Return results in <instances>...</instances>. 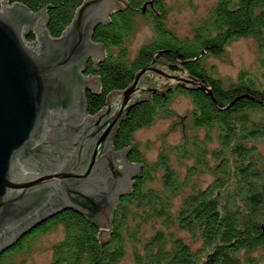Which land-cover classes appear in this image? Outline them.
<instances>
[{"label": "trees", "instance_id": "obj_1", "mask_svg": "<svg viewBox=\"0 0 264 264\" xmlns=\"http://www.w3.org/2000/svg\"><path fill=\"white\" fill-rule=\"evenodd\" d=\"M85 1L8 0L33 11L46 8L52 36L65 31ZM170 11L168 0H123L97 25L93 38L105 49L86 69L99 80L96 91L86 92L89 114L151 63L187 72L212 93L184 83L150 92L120 123L114 146L129 148L128 160L142 167L133 192L116 206L110 230L69 208L0 253V264H27L39 239L57 231L63 237L52 243L46 264H264V71L243 69L232 79L208 65L240 37H251L264 51V0H217L190 36L169 26ZM143 24L153 35L134 52ZM35 38V31L27 36ZM177 95L193 103L181 140L169 142L166 132L150 159L136 131L159 119L174 120L169 130L178 127Z\"/></svg>", "mask_w": 264, "mask_h": 264}, {"label": "water", "instance_id": "obj_2", "mask_svg": "<svg viewBox=\"0 0 264 264\" xmlns=\"http://www.w3.org/2000/svg\"><path fill=\"white\" fill-rule=\"evenodd\" d=\"M122 4L86 0L65 31L52 36L46 8L0 0V253L69 208L110 230L142 167L128 160L129 148L116 151L120 123L150 92L184 83L212 93L187 72L151 63L89 114L86 92L96 91L99 80L86 69L105 49L94 30ZM32 31L36 38L28 40Z\"/></svg>", "mask_w": 264, "mask_h": 264}, {"label": "rangeland", "instance_id": "obj_3", "mask_svg": "<svg viewBox=\"0 0 264 264\" xmlns=\"http://www.w3.org/2000/svg\"><path fill=\"white\" fill-rule=\"evenodd\" d=\"M217 0H168L171 11L168 16V24L176 32L183 36L193 34V29L198 23L205 19ZM153 30L150 26L143 24L137 36L133 40V51L144 42L150 40ZM213 64V65H212ZM208 65L215 66L218 74L225 78H237L243 69L257 73L264 71V51H261L257 43L251 37H240L232 41L221 57L211 56ZM153 75L152 72L149 73ZM177 120L180 123L175 129L169 130L173 119H159L153 125L143 127L136 131V138L150 159L157 157L160 144L164 134L168 132L167 140L177 143L181 140L182 129L187 113L192 109V100L186 95H177L173 101ZM174 130V131H173ZM150 144V145H149ZM206 180L211 176L206 175ZM63 237L62 231L50 232L42 236L37 242V249L28 258L27 264H46L52 258L51 245Z\"/></svg>", "mask_w": 264, "mask_h": 264}, {"label": "flooded vegetation", "instance_id": "obj_4", "mask_svg": "<svg viewBox=\"0 0 264 264\" xmlns=\"http://www.w3.org/2000/svg\"><path fill=\"white\" fill-rule=\"evenodd\" d=\"M116 2H117L118 4H120V0H119V1L116 0ZM121 2H122V1H121ZM118 6H120V5H118ZM118 6H117V7H118ZM114 8H115V7H114ZM114 8H112V9H114ZM91 60H92V59H91ZM91 60H90V61H91ZM90 61H89V62H90ZM92 61H93V60H92ZM93 62H94V61H93ZM87 75H92V74H87ZM93 76H94V75H93ZM116 151H118V152H122L123 149H122V150H117V149H116Z\"/></svg>", "mask_w": 264, "mask_h": 264}]
</instances>
